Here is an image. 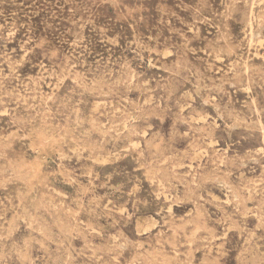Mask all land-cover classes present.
Returning a JSON list of instances; mask_svg holds the SVG:
<instances>
[{
    "label": "rangeland",
    "instance_id": "obj_1",
    "mask_svg": "<svg viewBox=\"0 0 264 264\" xmlns=\"http://www.w3.org/2000/svg\"><path fill=\"white\" fill-rule=\"evenodd\" d=\"M0 264H264V0H0Z\"/></svg>",
    "mask_w": 264,
    "mask_h": 264
},
{
    "label": "bare ground",
    "instance_id": "obj_2",
    "mask_svg": "<svg viewBox=\"0 0 264 264\" xmlns=\"http://www.w3.org/2000/svg\"><path fill=\"white\" fill-rule=\"evenodd\" d=\"M252 11V10H251ZM139 224V223H138ZM151 226V225H150ZM254 259V258H253Z\"/></svg>",
    "mask_w": 264,
    "mask_h": 264
}]
</instances>
